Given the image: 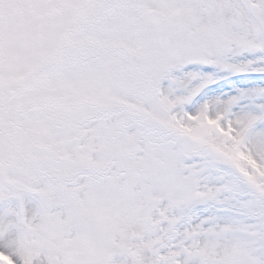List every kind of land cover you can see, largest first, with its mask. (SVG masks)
I'll return each instance as SVG.
<instances>
[{"label": "snow or ice", "instance_id": "obj_1", "mask_svg": "<svg viewBox=\"0 0 264 264\" xmlns=\"http://www.w3.org/2000/svg\"><path fill=\"white\" fill-rule=\"evenodd\" d=\"M0 264H264V0H0Z\"/></svg>", "mask_w": 264, "mask_h": 264}]
</instances>
